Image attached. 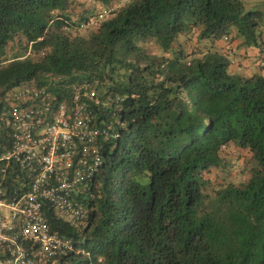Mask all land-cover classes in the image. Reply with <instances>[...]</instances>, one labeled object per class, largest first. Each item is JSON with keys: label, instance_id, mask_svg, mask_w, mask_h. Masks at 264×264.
Returning a JSON list of instances; mask_svg holds the SVG:
<instances>
[{"label": "trees", "instance_id": "1", "mask_svg": "<svg viewBox=\"0 0 264 264\" xmlns=\"http://www.w3.org/2000/svg\"><path fill=\"white\" fill-rule=\"evenodd\" d=\"M235 36L262 51L264 7L0 0V152L13 144L10 94L25 83L67 95L96 81L125 99L122 135L82 198L85 227L44 209L73 246L49 264H264V52L256 70L236 71ZM6 188L23 194L24 171L9 167Z\"/></svg>", "mask_w": 264, "mask_h": 264}, {"label": "built area", "instance_id": "2", "mask_svg": "<svg viewBox=\"0 0 264 264\" xmlns=\"http://www.w3.org/2000/svg\"><path fill=\"white\" fill-rule=\"evenodd\" d=\"M56 89L25 83L10 94L2 117L13 144L0 152V264H49L73 250L70 240L52 233L44 209L84 228L89 209L82 198L102 166L103 148L125 128L123 96L96 81L74 85L67 95ZM12 165L24 171L27 190L8 198Z\"/></svg>", "mask_w": 264, "mask_h": 264}, {"label": "crops", "instance_id": "3", "mask_svg": "<svg viewBox=\"0 0 264 264\" xmlns=\"http://www.w3.org/2000/svg\"><path fill=\"white\" fill-rule=\"evenodd\" d=\"M247 1H255V4L253 5V7H264V0H244V2ZM262 2L260 4H256V2ZM254 3V2H253ZM261 4H263L261 6ZM216 46L220 49H227V43L220 41L216 43ZM230 48L232 49V52H234L235 54V58L238 61V63L240 64V68L236 67V71L239 70V72L243 71V72H250V70H256L257 69V58L259 56H261V52H264V46L262 47V51L259 49H254L249 47L248 49H243V48H239L240 46V39L236 38V36L233 38V41L231 42V44L229 45Z\"/></svg>", "mask_w": 264, "mask_h": 264}, {"label": "rangeland", "instance_id": "4", "mask_svg": "<svg viewBox=\"0 0 264 264\" xmlns=\"http://www.w3.org/2000/svg\"><path fill=\"white\" fill-rule=\"evenodd\" d=\"M254 2V3H253ZM260 3H262V2H259V1H257L256 2V4L258 5V4H260ZM255 4V1H247V2H245V9L246 10H248V9H252V7H253V5ZM263 4H261V6H262ZM80 7L79 6H77L76 7V11H80ZM85 32V31H84ZM81 33H83V31H81ZM185 34L186 33H183V34H181L180 35V37L182 38L183 36H185ZM184 40V46H185V48L186 49H189V50H191L192 48H195V45H196V38H194V36H188V38L187 39H183ZM158 55H160V53H157ZM7 56H8V58H11V56H12V52H9L8 54H7ZM8 114V113H7ZM230 153V156H231V159L232 160H235L234 161V163L236 162V164H235V169H233V172H232V178L233 179H236L237 178V171H238V166H240L241 165V161H239V160H237V158H236V155H234V153H232V152H229Z\"/></svg>", "mask_w": 264, "mask_h": 264}]
</instances>
